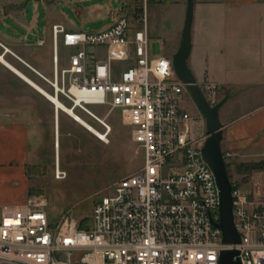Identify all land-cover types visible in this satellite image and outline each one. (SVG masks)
Segmentation results:
<instances>
[{
    "label": "built area",
    "instance_id": "obj_1",
    "mask_svg": "<svg viewBox=\"0 0 264 264\" xmlns=\"http://www.w3.org/2000/svg\"><path fill=\"white\" fill-rule=\"evenodd\" d=\"M170 1L133 0V18L141 26L133 31L121 15L98 33L51 28L52 77L43 80L52 97L89 116L91 106L119 111L142 166L99 199L81 225L71 216L50 224L42 197L21 207L0 206V264H219L222 251L238 252L234 261L240 264H264V186L260 193L234 187L240 243L222 245L213 226L219 223L218 190L201 156L205 120L183 107L189 94L171 58L150 59L147 5ZM59 48L71 52L62 70ZM95 48L105 51L104 59L88 54ZM199 88L210 107L219 103L217 86ZM65 178L56 167L54 179Z\"/></svg>",
    "mask_w": 264,
    "mask_h": 264
},
{
    "label": "crops",
    "instance_id": "obj_2",
    "mask_svg": "<svg viewBox=\"0 0 264 264\" xmlns=\"http://www.w3.org/2000/svg\"><path fill=\"white\" fill-rule=\"evenodd\" d=\"M111 3L0 0V206L21 207L30 198L29 168L33 160H39L46 129L51 131L56 148L60 111L39 90L46 83L43 79L52 77L51 28L102 32L86 30L105 19H112L113 24L128 4L123 0L120 8L112 9ZM58 6L69 7L76 20L58 14ZM196 6V44L208 45L202 54L211 69L213 81L209 84L218 87L226 103L232 99L230 88L234 85L239 87L241 100L260 102L234 119L220 121L221 149L229 155L225 160L233 161L234 167L264 166V0H200ZM87 52L96 56L93 49ZM67 65L68 59H59L60 70ZM251 181L245 192L260 193L264 168L253 174Z\"/></svg>",
    "mask_w": 264,
    "mask_h": 264
},
{
    "label": "rangeland",
    "instance_id": "obj_3",
    "mask_svg": "<svg viewBox=\"0 0 264 264\" xmlns=\"http://www.w3.org/2000/svg\"><path fill=\"white\" fill-rule=\"evenodd\" d=\"M108 1L112 2V9L120 8L123 3V0ZM198 1L200 0H193L191 53L187 65L189 70L193 71L197 85L200 86L213 80L210 76L209 61L207 62L203 55L208 49L203 47H208V45L196 44L195 29L198 21L196 3ZM127 3L129 7L122 10L120 15L129 19L132 31L135 27L140 29L141 26H136L132 14L134 2L127 0ZM57 10L58 14L67 15L70 19L76 20L69 7L58 6ZM185 17L186 0H171L168 3L147 5L146 22L150 59L160 57L169 59L177 53ZM111 25L112 19H105L86 31H103ZM93 50L97 60L104 58L103 49ZM70 55L69 50L59 48L60 61L66 62ZM120 66L126 67V64H120ZM231 87H233L230 88L232 99L219 110L220 121L228 117L234 119L260 103L259 101L241 100L239 87L236 85ZM42 90L50 96L53 94L52 88L47 83H42ZM218 100V102L222 101L221 94H218ZM59 101L67 109H71V104L65 102L64 99L60 98ZM182 105L192 116L199 114L188 96H184ZM88 110L94 118L104 121L109 128L108 132L92 116L78 109H75L74 113L98 133L105 135V141L83 126L76 124L77 122L75 123L65 113L59 112L62 134L56 139V148H54L51 131L46 129L44 144L38 152L39 160H33L29 168L30 198L42 197L44 199L46 207L43 211L52 225L57 224L63 216H71L81 225V222L88 220L99 199L112 195L116 183L134 174L142 166L140 155L136 154V147L130 141L129 129L122 125L119 111L110 112V108L100 106H91ZM225 162L230 183L242 192L249 191L252 175H239L233 161L225 160ZM56 167L66 174L63 181L54 179Z\"/></svg>",
    "mask_w": 264,
    "mask_h": 264
},
{
    "label": "water",
    "instance_id": "obj_4",
    "mask_svg": "<svg viewBox=\"0 0 264 264\" xmlns=\"http://www.w3.org/2000/svg\"><path fill=\"white\" fill-rule=\"evenodd\" d=\"M192 20L193 0H186V17L181 34V43L177 53L171 57L172 68L176 78L185 85V89L197 112L205 120L206 140L201 156L213 174L219 201V223L213 224V226L221 232L222 245L236 246L240 243V239L234 228L232 217V190L234 186L229 181L226 162L221 149L223 127L219 119V110L226 103V100L224 99L215 106L210 107L188 68L187 61L191 53L190 32ZM50 103L54 105L52 102ZM54 107L56 111L62 112L58 107ZM236 257H238L236 251H222L219 264H240L238 259L234 261Z\"/></svg>",
    "mask_w": 264,
    "mask_h": 264
},
{
    "label": "bare ground",
    "instance_id": "obj_5",
    "mask_svg": "<svg viewBox=\"0 0 264 264\" xmlns=\"http://www.w3.org/2000/svg\"><path fill=\"white\" fill-rule=\"evenodd\" d=\"M39 89V88H38ZM50 101H52L55 106H57L59 109H62L65 113H67L69 116H71L76 122L81 124L84 128H86L89 132L97 136L102 141L106 140V137L100 133H98L95 129H93L91 126L87 125L83 120H81L71 109H67L65 106H63L58 100H56L54 97L48 95L43 90L39 89ZM109 135V134H108Z\"/></svg>",
    "mask_w": 264,
    "mask_h": 264
},
{
    "label": "trees",
    "instance_id": "obj_6",
    "mask_svg": "<svg viewBox=\"0 0 264 264\" xmlns=\"http://www.w3.org/2000/svg\"><path fill=\"white\" fill-rule=\"evenodd\" d=\"M60 102V101H59ZM62 104V102H60ZM64 105V104H62ZM65 106V105H64ZM62 134V126L60 124V119H58V136ZM227 168V166H226ZM264 166L260 163H254V164H241L237 165L235 167L236 172L240 175H253L256 173H260L263 170ZM230 180V179H229ZM237 188L236 186H234Z\"/></svg>",
    "mask_w": 264,
    "mask_h": 264
}]
</instances>
